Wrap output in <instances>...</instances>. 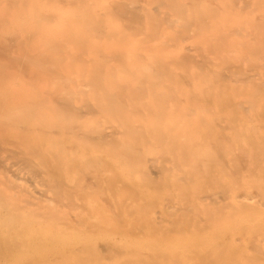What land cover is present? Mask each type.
<instances>
[{
	"label": "bare ground",
	"instance_id": "1",
	"mask_svg": "<svg viewBox=\"0 0 264 264\" xmlns=\"http://www.w3.org/2000/svg\"><path fill=\"white\" fill-rule=\"evenodd\" d=\"M47 235L77 243L42 263ZM18 256L264 264V0H0V264Z\"/></svg>",
	"mask_w": 264,
	"mask_h": 264
},
{
	"label": "rangeland",
	"instance_id": "2",
	"mask_svg": "<svg viewBox=\"0 0 264 264\" xmlns=\"http://www.w3.org/2000/svg\"><path fill=\"white\" fill-rule=\"evenodd\" d=\"M46 238L48 237V239H50V238H52V239H54V242L52 241V243H51V241H49L50 243H51V245L52 246H50L49 244H48V246L47 247H42L43 248V250H40V251H35V252H33L34 253V255L36 256V257H39V258H42V259H39V260H41L40 262H42V263H45V261H47L46 260V258H49L50 259V261H54L56 258H57V254L59 253V255H60V251L62 252V251H64V250H66V247L67 246H69L70 247V245H72V244H76L77 243V239H75V238H70L69 236L67 237V236H65V238H64V236H58V238H60L61 240L59 241V239H58V241H56V239L55 238H57L56 236H54V237H50L49 235H47V236H45ZM50 237V238H49ZM45 238V240H48V239H46ZM98 238V239H97ZM44 239V238H43ZM96 240H100L101 241V236H97L96 238H95ZM96 240H95V242H96ZM93 241H94V239H93ZM97 241V243L95 244V242H94V245H97L99 242ZM176 241H174V243H175ZM172 243V245H169L168 247V252H170V253H174V251H176V252H179L180 251V249L178 248L179 247V243H173L172 242V240H171V242H170V244ZM44 244H47V243H44ZM177 246V248H176V246ZM172 246H175V248L177 249H175L174 247H172ZM69 247H67V250H68V248ZM139 247L140 248H145L146 247V245H139ZM61 248H65V249H61ZM142 248V249H143ZM173 248V249H172ZM61 249V250H60ZM59 250V251H58ZM140 250V249H139ZM158 250V249H157ZM156 249H155V251H157ZM164 250V249H163ZM56 254V255H55ZM29 255V254H28ZM47 255H49V257L47 256ZM50 255H52V257L50 258ZM54 255H55V259H54ZM45 256H46V258H45ZM19 257V256H18ZM27 257V254H26V256L24 257V258H26ZM29 257H31V254L28 256V258ZM19 259H21V257H19V258H11L9 261H8V264H13V262L14 261H17V260H19ZM38 261V260H37ZM33 264V263H32Z\"/></svg>",
	"mask_w": 264,
	"mask_h": 264
}]
</instances>
